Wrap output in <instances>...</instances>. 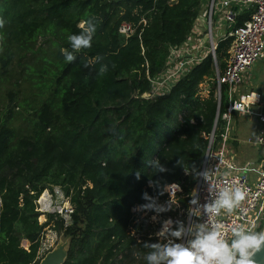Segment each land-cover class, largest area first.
<instances>
[{"label": "trees", "instance_id": "trees-1", "mask_svg": "<svg viewBox=\"0 0 264 264\" xmlns=\"http://www.w3.org/2000/svg\"><path fill=\"white\" fill-rule=\"evenodd\" d=\"M202 3L0 0V264H39L46 226L70 240L64 264H146L151 249L144 244L158 240L129 234L131 207L144 202L143 192L159 193L151 179L161 188L181 182L187 208L207 135L216 124L220 141L226 126L227 89L219 101L211 54L166 94L140 96L151 89L148 76L164 69L170 48L187 40ZM143 16L147 24L133 36L119 33L122 22L137 25ZM248 16L239 15L236 26ZM89 19L96 26L91 47L66 62L68 37ZM232 42V36L218 42L220 70ZM205 81L214 87L201 96ZM154 159L169 171L156 175ZM54 186L74 209L67 226L58 213L39 222L36 200Z\"/></svg>", "mask_w": 264, "mask_h": 264}, {"label": "built area", "instance_id": "built-area-1", "mask_svg": "<svg viewBox=\"0 0 264 264\" xmlns=\"http://www.w3.org/2000/svg\"><path fill=\"white\" fill-rule=\"evenodd\" d=\"M207 5L203 14L209 20V32L212 33L214 14L217 12L220 19L216 24L230 27V31L223 38L232 36L233 42L225 67L220 70L216 64V97L220 101L222 87L226 86L229 99L227 110L222 114L226 126L220 135V141L217 140L215 133L216 124L214 130L207 135L208 146L199 173L207 172L209 182L217 189L239 187L246 193L245 199L231 214L222 211L214 218V222L223 225V235L225 239L230 241L231 229L234 226H243L250 231H255L264 219V106L255 108L262 102V92L251 90L242 94L238 99L233 98L234 92L243 80L244 73L252 68L259 59L264 58V0H208ZM243 12H247L249 16L242 25L236 26L237 18ZM146 24L147 18L145 16L137 25L124 21L119 26V33L125 38H129L138 31L139 26L142 25L143 27ZM209 37L211 48L203 41L197 48H191L187 45L188 39L180 45L171 47L164 69L155 77L148 76L151 89L140 96L144 99H155L166 94L193 64L200 63L210 54L214 62L217 63L216 48L219 40L215 41L212 34H209ZM235 111L242 115H253L262 124L254 140L251 141L260 154L256 162L240 163L236 153L228 145L231 139L232 116ZM218 117L219 111L216 121ZM199 173L191 195L198 194L201 205L205 202L211 203L213 198L208 192L209 184L204 181L202 176H199ZM172 183L180 185V189L175 190L170 197L173 202V210L159 214L156 221L151 219L153 215H156L155 212L134 210L147 201L136 203L131 207L128 232L138 241L148 237L155 238L159 242L155 233L161 228L162 221L168 218L173 221H184L186 229L189 226L195 228L201 224L211 228L208 223V216L204 214L202 208L201 215L197 216L189 214V206L187 208L182 206L180 200L183 193L182 183ZM149 195L156 197L161 204L169 199L167 193L160 196L155 190ZM191 195L190 199L192 198ZM36 203L37 210L43 216H46V213H58L65 220L66 226L71 223V215L74 209L69 197L65 195L61 187L57 186L52 190L45 189ZM52 230L49 226L42 232L39 250L41 255L46 254L52 248L49 239H53L57 234ZM193 238L194 233L186 232L181 239L182 242H187Z\"/></svg>", "mask_w": 264, "mask_h": 264}, {"label": "clouds", "instance_id": "clouds-1", "mask_svg": "<svg viewBox=\"0 0 264 264\" xmlns=\"http://www.w3.org/2000/svg\"><path fill=\"white\" fill-rule=\"evenodd\" d=\"M81 29L79 34L68 37L71 51L63 50L62 54L66 62L71 63L76 59L74 53L82 49H88L92 45L96 26L89 19L86 23L78 25ZM88 65L86 64L85 67ZM106 71V66H102L100 72ZM179 163V161H178ZM149 166L157 174L166 173L169 169L161 163L159 159L149 161ZM185 173L188 169L183 167ZM204 181L209 184L208 192L212 196V202H205L201 205L198 194L191 195L188 202L189 214L201 215V208L208 216L209 229L201 224L185 228L183 221H173L171 218L162 221L161 228L155 233L159 242H145L144 247L151 249L145 256L146 264H257L255 257L258 253L264 252V230L250 231L243 226H234L231 229V240L225 239L223 235V225L214 222V218L222 211L231 214L238 208L241 201L245 199L246 193L239 187L217 189L209 182L207 172L199 173ZM136 178L140 179V173ZM149 187L160 188L159 195H169V199L161 204L156 197L150 196L147 191L142 193V199L147 201L139 205L135 211L155 212L152 220L156 221L159 214L172 211L171 195L175 190L180 189L177 183H166L160 186L155 180H149ZM174 225H176L174 227ZM194 233V238L182 242L185 233ZM163 238V241H161Z\"/></svg>", "mask_w": 264, "mask_h": 264}, {"label": "crops", "instance_id": "crops-1", "mask_svg": "<svg viewBox=\"0 0 264 264\" xmlns=\"http://www.w3.org/2000/svg\"><path fill=\"white\" fill-rule=\"evenodd\" d=\"M202 9L200 14L198 15L197 19L195 20L193 29L190 33V35L188 36V38H190L191 40L194 37L197 36H202L201 42L203 41L205 44H207V40L210 39L209 38V34H212L213 39H215V41H220L221 39H226L223 38L224 35L227 34V32L230 31V27L229 26H218L216 23L219 21V13H215L214 14V26L212 29V33L209 32V20L207 17L204 16L203 12L206 9V7L208 6V0H202ZM236 9V7H234ZM241 15V14H240ZM239 17V16H238ZM238 20V18H237ZM230 37V36H229ZM228 38V37H227ZM231 48V47H230ZM230 50V49H229ZM227 62V60H226ZM202 87V84L201 86ZM201 89V88H200ZM251 90H256L257 92H262V102L260 105H257V107L255 108H259V106H264V68L262 70V64L260 63V61L254 63V65L252 66V68H250L248 71H246L243 75V80L242 82L238 85L236 91L233 94V98L234 99H238L242 94L247 93ZM205 92L209 93L210 89H206ZM200 94V93H199ZM208 96V94L206 95ZM235 127L236 128V121L240 123H242V125L245 127H241V131H244L242 134L240 133H236V129L233 133V135L231 134V139L228 142L229 147L236 153L237 155V160L239 161V156H238V152L236 147L233 145H237V146H242L243 144H251L252 138L255 137L257 135V133L259 132L260 128L262 127V124L258 121V119L253 116V115H242L241 113H239L238 111H235L233 113V118H232ZM257 155H260L259 152L257 153ZM259 159V156H258ZM258 159L254 160V159H250L253 162H256ZM248 160V161H250ZM248 161H244V162H240V163H245Z\"/></svg>", "mask_w": 264, "mask_h": 264}, {"label": "rangeland", "instance_id": "rangeland-1", "mask_svg": "<svg viewBox=\"0 0 264 264\" xmlns=\"http://www.w3.org/2000/svg\"><path fill=\"white\" fill-rule=\"evenodd\" d=\"M210 38V37H209ZM188 40H187V45L188 46H190L191 48H197L199 45H200V42H201V39H202V36L200 37V36H197V37H194L192 40L190 39V38H187ZM207 44V46L209 47V48H211V39H208L207 40V42H206ZM260 61V63L262 64V70H263V68H264V58H261V59H259L258 60V62ZM217 62V61H216ZM215 63V62H214ZM216 64L217 63H215V67H216ZM210 87H214L213 86V84L211 83V82H209V81H205L204 83H202V87H200L201 89H200V91H199V93H200V95L201 96H206L207 94H209V93H207V92H205V90L206 89H210ZM264 99V98H263ZM232 118H233V116H232ZM236 128H234L235 127V124H234V122H233V120H232V126H231V134L233 135V133H234V131H235V129H236V133H240V134H242L244 131H242V132H240L241 130V127H243V128H245L243 125H242V123H240V121L239 122H237L236 121ZM241 126V127H240ZM252 140H254V137L252 138ZM235 147H236V149H237V152H238V156H239V161L240 162H244V161H248V160H250V159H254V160H256V159H258V156L259 155H257V153H258V150L256 149V147L254 146V145H252V143L251 144H249V143H247V144H243L242 146H237V145H235V144H233ZM250 162H252V160H250ZM55 187H57V186H54L52 189H54ZM52 189H50V190H52ZM51 213H53V212H51ZM47 214V213H46ZM47 221V215L46 216H43V214H41L40 215V217H39V222L40 223H45ZM263 224V225H262ZM261 225H262V227L261 226H259L255 231H260V230H263L264 229V220H263V223H262ZM49 226H46L45 228H44V230L46 229V228H48ZM52 232H54V230H52ZM56 232V231H55ZM57 233V232H56ZM59 240H69V238H66L64 235H61V236H59L58 235V233L55 235V237L53 238V239H49V241L51 242V244H52V248L56 245V243L59 241ZM23 245H24V247H26V248H28L29 247V242H27V241H24L23 242ZM51 248V249H52Z\"/></svg>", "mask_w": 264, "mask_h": 264}, {"label": "water", "instance_id": "water-1", "mask_svg": "<svg viewBox=\"0 0 264 264\" xmlns=\"http://www.w3.org/2000/svg\"><path fill=\"white\" fill-rule=\"evenodd\" d=\"M136 96V93L134 94ZM70 251V240H59L56 245L50 249L39 264H64Z\"/></svg>", "mask_w": 264, "mask_h": 264}, {"label": "bare ground", "instance_id": "bare-ground-1", "mask_svg": "<svg viewBox=\"0 0 264 264\" xmlns=\"http://www.w3.org/2000/svg\"><path fill=\"white\" fill-rule=\"evenodd\" d=\"M255 260L257 264H264V252L258 253L257 256L255 257Z\"/></svg>", "mask_w": 264, "mask_h": 264}]
</instances>
